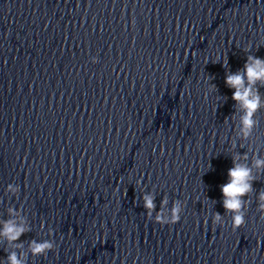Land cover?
Segmentation results:
<instances>
[{
    "label": "clouds",
    "instance_id": "clouds-1",
    "mask_svg": "<svg viewBox=\"0 0 264 264\" xmlns=\"http://www.w3.org/2000/svg\"><path fill=\"white\" fill-rule=\"evenodd\" d=\"M251 47L250 43L242 50L249 53ZM91 62L97 63L98 58L91 57ZM223 66L226 69L225 85L234 90L231 97L235 102V111L231 116L234 122V136L230 140L233 155L232 167L227 172L228 180L220 186L224 215L216 211L211 214V220L215 225H222L225 223V217L230 216L231 227L236 231L247 223V212L255 193L253 182L264 175V155L260 154L256 137V129L259 126L258 113L264 111V94L260 90L264 88V58L248 54L242 69L235 72L228 69L227 62L223 63ZM205 82L207 83V80ZM213 92H217V87L211 83L205 96ZM238 142L241 149L247 148L243 154L235 151ZM140 183L141 181L137 180V184ZM5 192L10 197H17L20 193V185L10 183L6 186ZM141 198L146 216L161 226L178 223L186 206L185 201L175 199L169 208V200L165 196L157 210L154 190H142ZM255 202L256 211L260 214V219L264 220V190L256 193ZM7 215V219H0V244L5 245L4 251L7 253L4 264H28L30 256L33 259L47 257L49 252L57 248L56 242L50 238L40 240L32 238L27 241L20 239L32 231L23 207L18 209L9 206ZM207 220L208 217L205 222ZM48 233L49 237L53 235L51 228L48 229Z\"/></svg>",
    "mask_w": 264,
    "mask_h": 264
}]
</instances>
